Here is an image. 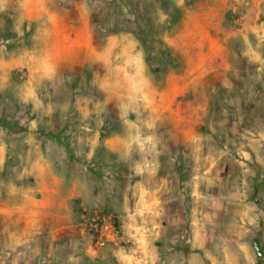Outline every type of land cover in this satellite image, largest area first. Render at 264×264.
I'll list each match as a JSON object with an SVG mask.
<instances>
[{
	"label": "rangeland",
	"instance_id": "rangeland-1",
	"mask_svg": "<svg viewBox=\"0 0 264 264\" xmlns=\"http://www.w3.org/2000/svg\"><path fill=\"white\" fill-rule=\"evenodd\" d=\"M0 198V264H264V0H0Z\"/></svg>",
	"mask_w": 264,
	"mask_h": 264
},
{
	"label": "built area",
	"instance_id": "built-area-1",
	"mask_svg": "<svg viewBox=\"0 0 264 264\" xmlns=\"http://www.w3.org/2000/svg\"><path fill=\"white\" fill-rule=\"evenodd\" d=\"M76 233L88 240L89 250L93 252L107 245L125 249L132 243L131 238L123 233L120 224L111 213L96 209L81 215Z\"/></svg>",
	"mask_w": 264,
	"mask_h": 264
},
{
	"label": "crops",
	"instance_id": "crops-1",
	"mask_svg": "<svg viewBox=\"0 0 264 264\" xmlns=\"http://www.w3.org/2000/svg\"><path fill=\"white\" fill-rule=\"evenodd\" d=\"M10 193H13L11 190H10ZM15 193V192H14ZM13 193V194H14ZM18 193H19V196H20V192H16V194L18 195ZM21 194H23L22 192H21ZM24 196H35V193H30V194H26V192L23 194ZM14 196V195H13ZM22 197V196H21ZM25 201H26V198H25V200L24 199H21L20 200V204H24L25 203ZM0 205L2 206V209L3 210H7V208H8V210L10 211V210H12V208L13 207H11L9 204H8V202L6 201V200H2L1 198H0ZM22 207H24V212H25V214H26V210H28V208L25 206V205H23ZM29 209H32L31 207L29 208ZM14 210V209H13ZM27 215V214H26Z\"/></svg>",
	"mask_w": 264,
	"mask_h": 264
},
{
	"label": "trees",
	"instance_id": "trees-1",
	"mask_svg": "<svg viewBox=\"0 0 264 264\" xmlns=\"http://www.w3.org/2000/svg\"><path fill=\"white\" fill-rule=\"evenodd\" d=\"M143 35H145V33H143ZM146 36V35H145ZM146 43H147V41L144 39L143 41H142V45L144 46V47H146Z\"/></svg>",
	"mask_w": 264,
	"mask_h": 264
}]
</instances>
